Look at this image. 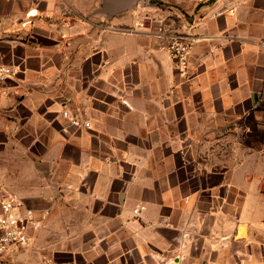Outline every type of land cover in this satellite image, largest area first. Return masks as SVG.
Masks as SVG:
<instances>
[{
  "label": "crops",
  "instance_id": "obj_1",
  "mask_svg": "<svg viewBox=\"0 0 264 264\" xmlns=\"http://www.w3.org/2000/svg\"><path fill=\"white\" fill-rule=\"evenodd\" d=\"M99 2L0 0V180L50 210L6 264H264V199L242 198L259 154L237 135L264 134V0L108 21ZM160 23L191 38L184 77Z\"/></svg>",
  "mask_w": 264,
  "mask_h": 264
},
{
  "label": "built area",
  "instance_id": "obj_2",
  "mask_svg": "<svg viewBox=\"0 0 264 264\" xmlns=\"http://www.w3.org/2000/svg\"><path fill=\"white\" fill-rule=\"evenodd\" d=\"M132 32V30H127ZM158 37L168 38V50L175 69L181 76H186L191 56V38L184 34L169 32L165 23L156 27ZM15 74L11 66L0 65V83H5ZM5 93V92H4ZM62 117L72 126L90 128L89 121H82L78 115H73L69 110L62 111ZM0 264H6L5 256L12 249H19L30 245L33 241L32 233L40 229L42 222L50 215V210H37L25 205L24 201L16 194L9 192L0 180ZM140 207L134 211L140 216L144 211ZM47 264H68L66 262L48 261Z\"/></svg>",
  "mask_w": 264,
  "mask_h": 264
},
{
  "label": "rangeland",
  "instance_id": "obj_3",
  "mask_svg": "<svg viewBox=\"0 0 264 264\" xmlns=\"http://www.w3.org/2000/svg\"><path fill=\"white\" fill-rule=\"evenodd\" d=\"M154 2V1H153ZM169 6V3H160L159 6ZM185 16H187L185 14ZM237 135H242V146L245 145L247 148L253 149L258 151V174L256 175L257 180H258V190L257 191H250L246 190L242 192V198L245 199L247 197L251 196V192L253 194H257L258 197L264 199V134L263 135H258L257 137H248L245 140V134L243 131H239ZM239 138V137H237ZM232 145V143H230ZM255 169H253L254 171ZM262 210V213L264 214V206L260 207Z\"/></svg>",
  "mask_w": 264,
  "mask_h": 264
},
{
  "label": "water",
  "instance_id": "obj_4",
  "mask_svg": "<svg viewBox=\"0 0 264 264\" xmlns=\"http://www.w3.org/2000/svg\"><path fill=\"white\" fill-rule=\"evenodd\" d=\"M148 0H100L93 15L104 21L123 15Z\"/></svg>",
  "mask_w": 264,
  "mask_h": 264
}]
</instances>
